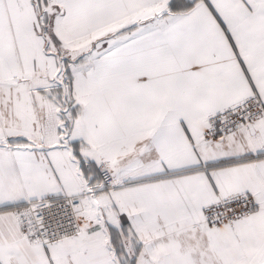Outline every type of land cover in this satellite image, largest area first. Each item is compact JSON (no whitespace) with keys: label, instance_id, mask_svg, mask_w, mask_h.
<instances>
[{"label":"snow or ice","instance_id":"6c2138e0","mask_svg":"<svg viewBox=\"0 0 264 264\" xmlns=\"http://www.w3.org/2000/svg\"><path fill=\"white\" fill-rule=\"evenodd\" d=\"M0 264H264V0H0Z\"/></svg>","mask_w":264,"mask_h":264}]
</instances>
